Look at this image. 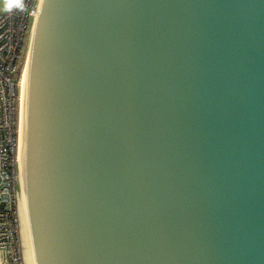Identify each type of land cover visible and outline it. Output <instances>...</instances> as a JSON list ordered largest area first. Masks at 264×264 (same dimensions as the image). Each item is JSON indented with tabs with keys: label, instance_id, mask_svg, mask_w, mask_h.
I'll return each instance as SVG.
<instances>
[{
	"label": "water",
	"instance_id": "95a60500",
	"mask_svg": "<svg viewBox=\"0 0 264 264\" xmlns=\"http://www.w3.org/2000/svg\"><path fill=\"white\" fill-rule=\"evenodd\" d=\"M19 175L32 264H264V0H40Z\"/></svg>",
	"mask_w": 264,
	"mask_h": 264
},
{
	"label": "built area",
	"instance_id": "2783aa9c",
	"mask_svg": "<svg viewBox=\"0 0 264 264\" xmlns=\"http://www.w3.org/2000/svg\"><path fill=\"white\" fill-rule=\"evenodd\" d=\"M39 0L0 13V264H24L18 216L21 76Z\"/></svg>",
	"mask_w": 264,
	"mask_h": 264
},
{
	"label": "bare ground",
	"instance_id": "6f19581e",
	"mask_svg": "<svg viewBox=\"0 0 264 264\" xmlns=\"http://www.w3.org/2000/svg\"><path fill=\"white\" fill-rule=\"evenodd\" d=\"M39 3H40V0H39ZM39 3H38L37 8L39 7ZM36 16H37V14H36ZM35 19H36V17H35ZM34 23H35V20H34ZM34 23H33V26L31 28V30H32L31 33L33 32ZM31 33H30V35H31L30 37L32 38V34ZM23 73H24V68H22V76H21V83H20L21 84V97H22ZM18 216H19L21 239H22V245H23L24 264L25 263L26 264H32L31 257H30V253H29L27 235H26V228H25V221H24V212H23V204H22V196H21V193H20V188H19V195H18Z\"/></svg>",
	"mask_w": 264,
	"mask_h": 264
},
{
	"label": "clouds",
	"instance_id": "9594fccd",
	"mask_svg": "<svg viewBox=\"0 0 264 264\" xmlns=\"http://www.w3.org/2000/svg\"><path fill=\"white\" fill-rule=\"evenodd\" d=\"M24 0H3V11L11 12L15 10H24Z\"/></svg>",
	"mask_w": 264,
	"mask_h": 264
},
{
	"label": "rangeland",
	"instance_id": "374dc122",
	"mask_svg": "<svg viewBox=\"0 0 264 264\" xmlns=\"http://www.w3.org/2000/svg\"><path fill=\"white\" fill-rule=\"evenodd\" d=\"M32 31V30H31ZM32 34V33H31ZM31 36V35H30ZM30 43H31V37L29 38V42L28 45L26 47V49L24 50V55H23V61H22V66L23 68L25 67L24 65L26 64V60H27V56H28V52H29V47H30ZM20 188V187H19ZM20 193H21V189H20ZM26 264V263H25Z\"/></svg>",
	"mask_w": 264,
	"mask_h": 264
},
{
	"label": "crops",
	"instance_id": "0c3cea01",
	"mask_svg": "<svg viewBox=\"0 0 264 264\" xmlns=\"http://www.w3.org/2000/svg\"><path fill=\"white\" fill-rule=\"evenodd\" d=\"M3 12V0H0V13Z\"/></svg>",
	"mask_w": 264,
	"mask_h": 264
}]
</instances>
